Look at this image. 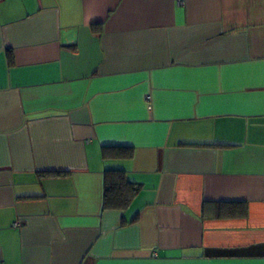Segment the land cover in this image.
Wrapping results in <instances>:
<instances>
[{"label":"crops","instance_id":"0c3cea01","mask_svg":"<svg viewBox=\"0 0 264 264\" xmlns=\"http://www.w3.org/2000/svg\"><path fill=\"white\" fill-rule=\"evenodd\" d=\"M0 264H264V0H0Z\"/></svg>","mask_w":264,"mask_h":264},{"label":"trees","instance_id":"16d2710c","mask_svg":"<svg viewBox=\"0 0 264 264\" xmlns=\"http://www.w3.org/2000/svg\"><path fill=\"white\" fill-rule=\"evenodd\" d=\"M118 149L114 150V148L104 147L103 154L105 156L118 155L124 158L132 156L130 147ZM137 190V186L127 180L124 170L106 169L103 178L102 209H124Z\"/></svg>","mask_w":264,"mask_h":264},{"label":"built area","instance_id":"2783aa9c","mask_svg":"<svg viewBox=\"0 0 264 264\" xmlns=\"http://www.w3.org/2000/svg\"><path fill=\"white\" fill-rule=\"evenodd\" d=\"M18 225V223L17 222H15L14 224H13V226H17Z\"/></svg>","mask_w":264,"mask_h":264}]
</instances>
